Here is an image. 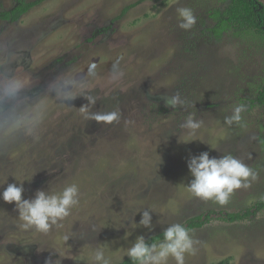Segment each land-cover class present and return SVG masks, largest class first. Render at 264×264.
Listing matches in <instances>:
<instances>
[{"label":"rangeland","instance_id":"obj_1","mask_svg":"<svg viewBox=\"0 0 264 264\" xmlns=\"http://www.w3.org/2000/svg\"><path fill=\"white\" fill-rule=\"evenodd\" d=\"M19 1L34 0H0V192L22 183L32 199L75 184L79 203L44 234L21 228L15 204L0 199V264H92L97 248L117 264L138 236L207 210L210 222L189 230L185 264H264V209L234 222L217 215L264 199V105L255 99L264 38L217 32L229 0H143L123 14L136 0H43L4 19ZM181 8L196 17L189 30ZM176 93L185 105L166 107L161 97ZM239 105L241 120L226 124ZM113 112L112 122L95 119ZM189 116L202 122L201 140L182 142ZM201 152L230 154L256 179L225 205L195 197L187 161ZM144 210L150 229L139 224Z\"/></svg>","mask_w":264,"mask_h":264},{"label":"clouds","instance_id":"obj_2","mask_svg":"<svg viewBox=\"0 0 264 264\" xmlns=\"http://www.w3.org/2000/svg\"><path fill=\"white\" fill-rule=\"evenodd\" d=\"M179 27L184 30L191 29L196 23V17L189 8L179 9ZM74 97H67L71 99ZM88 103H94L92 97H85ZM166 107L176 109L186 103L179 93L163 95L161 97ZM243 105L234 108L233 114L225 118V123L231 125L241 120ZM81 111L88 115L87 106H81ZM98 121L112 122L118 119V114L96 115ZM201 121L189 116L181 128L187 130V137L182 142L197 140V132L201 127ZM201 140V139H199ZM190 175L193 177L188 183V190L195 197L203 200H214L220 205L228 203L230 195L235 189L249 186V178L256 179V173L240 159L232 155H224L219 158L209 157L208 152L190 156L187 161ZM4 181H0L3 184ZM22 183H8L2 192L0 199L6 203H14L18 210L20 227L28 230L35 229L37 232L47 234L53 226L69 216L71 209L79 203V188L70 184L59 193H49L38 190L34 198L24 199ZM151 216L149 210L141 214L139 224L151 228ZM68 237H65L67 240ZM194 241L189 235V230L180 223L169 225L163 230V240L159 243H146L143 236H138L128 247L126 255L133 264H168L169 257L174 259L175 264H185V253L194 251ZM92 264H112L111 257H107L103 248L94 250L91 256ZM60 264V260H59Z\"/></svg>","mask_w":264,"mask_h":264},{"label":"trees","instance_id":"obj_3","mask_svg":"<svg viewBox=\"0 0 264 264\" xmlns=\"http://www.w3.org/2000/svg\"><path fill=\"white\" fill-rule=\"evenodd\" d=\"M43 0L34 1H19L18 5L12 8L10 11L4 12L3 18L13 21L17 20L20 15L30 9L32 6L39 4ZM143 0H136L125 6L122 9V14L130 7H134ZM221 19L216 26V30L220 33L222 30L229 27H235L242 29L243 31H253L264 38V5L259 0H229V3L225 9L220 12ZM256 102L264 105V82L261 84L257 96ZM264 209V199L256 201L251 207L245 210L237 212L218 211V218L229 222L239 221L252 215L255 211ZM215 214L214 210H207L196 216L189 218L186 222L182 223L188 230L193 228L203 227L210 222ZM160 240H163V231L150 235L145 239L146 243L152 244ZM223 262V261H221ZM220 262V263H221ZM117 264H133L128 258H124Z\"/></svg>","mask_w":264,"mask_h":264}]
</instances>
